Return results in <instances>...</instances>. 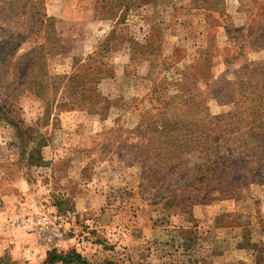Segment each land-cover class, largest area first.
Here are the masks:
<instances>
[{"label": "rangeland", "instance_id": "rangeland-1", "mask_svg": "<svg viewBox=\"0 0 264 264\" xmlns=\"http://www.w3.org/2000/svg\"><path fill=\"white\" fill-rule=\"evenodd\" d=\"M111 7L110 0H0V166L11 180L20 172L26 185L8 220L45 213L63 231L44 251L14 225L24 245L4 264H42L51 251L71 250L90 264H255L264 256L257 209L264 174L244 189L210 193L200 182L184 185L203 153L173 148L179 167L142 174L146 155L158 151L143 112L158 106L165 115L169 107L176 121L230 111L228 85L242 80L234 88H245V67L264 72V0ZM170 95L167 107L156 100ZM249 125L241 117L213 147L235 160L264 154ZM8 184L0 182L1 194Z\"/></svg>", "mask_w": 264, "mask_h": 264}, {"label": "trees", "instance_id": "trees-1", "mask_svg": "<svg viewBox=\"0 0 264 264\" xmlns=\"http://www.w3.org/2000/svg\"><path fill=\"white\" fill-rule=\"evenodd\" d=\"M104 2V0H102ZM124 0H110L112 7L120 6ZM111 7V8H112ZM56 34V33H55ZM53 34L51 40L54 43L60 41L58 35ZM253 34V28L249 27L245 37H249ZM57 36V37H56ZM131 47V45H130ZM243 47V44L236 45V50L239 51ZM58 55L59 52L55 51L53 55ZM225 62V60H224ZM227 61L226 63H231ZM264 69V68H262ZM247 74L244 79L245 88L240 89L236 93L234 84L241 85L242 80L231 83L227 87L226 102L231 105V110L220 115L210 116L208 111L200 117L195 114L193 117H181L176 121L172 120L173 115H169L168 108L172 95L167 99L156 98L157 101L162 102V107H167L161 115V107L154 106L149 110L143 112L146 115L148 134L156 132L157 139L150 140L149 143L153 145L152 148L158 150L154 154H147L148 165L142 166L143 172L149 171V173H158L166 169L168 166L171 169V165L177 164L179 167L180 158L179 154H174L172 151L178 149L183 153L201 151L203 153V161L198 164L191 174L190 178L184 181V185L191 182H200L207 188L208 191L214 192L218 189L226 188L234 190L239 188H246L248 183L258 184V176L264 174V154L260 152L258 155L253 153L251 159H244V157L235 160L231 157H225L221 154L218 147H213V144L218 142L221 135L226 133L230 134L236 131L238 127L236 124L241 117H247L250 120L249 125V137L258 144L264 143V72H261L259 68L249 69L245 67ZM68 79V78H67ZM87 83L88 80L84 79ZM98 81V78H97ZM82 83V84H83ZM87 85V84H85ZM87 87V86H86ZM83 88V87H82ZM232 90H229L231 89ZM82 90V89H81ZM83 91V90H82ZM155 92V90H154ZM153 97H150V100ZM183 98V97H182ZM189 99L184 98L182 100V106L185 111L189 110ZM174 109V108H172ZM154 110V113H152ZM156 110V111H155ZM161 115V118H159ZM159 116V117H158ZM14 129L19 130V127L13 123H9ZM176 134H178L179 141H173ZM171 148V149H170ZM166 149H170L166 151ZM33 150V151H32ZM30 150V155H27V160L34 154H37V147ZM239 161V165H237ZM145 164L144 162H141ZM30 166H41L39 163H32ZM169 169H167L169 171ZM175 170V169H173ZM182 185V186H184ZM222 189V190H223ZM7 256L0 257V264H4V259ZM255 264H264V256L259 257ZM90 264L87 260L81 257L80 254L74 250L66 253H57L51 251L47 254L46 258L42 261V264Z\"/></svg>", "mask_w": 264, "mask_h": 264}, {"label": "crops", "instance_id": "crops-1", "mask_svg": "<svg viewBox=\"0 0 264 264\" xmlns=\"http://www.w3.org/2000/svg\"><path fill=\"white\" fill-rule=\"evenodd\" d=\"M6 157L4 159L8 163L6 166L11 167L10 161L12 159H10V153L8 155L6 154ZM10 172V168L9 170L4 171L0 166V182L4 181L5 179H9L10 181L6 192H2V194L0 193V257L8 254L13 258H17L18 254L21 252V248L24 245V242L18 237V234L22 232L19 230V228H15L14 225L12 226L8 219L14 216V211L10 205H14L15 203L21 204L19 203L21 201L20 194L24 193L26 185L25 179L21 177L20 172H17V175L15 176L16 178L14 177V180L9 178L8 174ZM260 193L259 201H257V209L258 213L264 216V191H260Z\"/></svg>", "mask_w": 264, "mask_h": 264}, {"label": "built area", "instance_id": "built-area-1", "mask_svg": "<svg viewBox=\"0 0 264 264\" xmlns=\"http://www.w3.org/2000/svg\"><path fill=\"white\" fill-rule=\"evenodd\" d=\"M12 224L24 228L30 232L39 241L44 251H50L55 246L63 234L60 227H57L45 213L36 215H26L24 217L13 219ZM30 252L25 250V256L28 257Z\"/></svg>", "mask_w": 264, "mask_h": 264}]
</instances>
